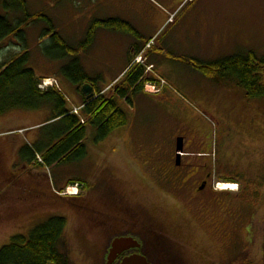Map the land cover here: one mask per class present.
Here are the masks:
<instances>
[{"label": "rangeland", "instance_id": "rangeland-1", "mask_svg": "<svg viewBox=\"0 0 264 264\" xmlns=\"http://www.w3.org/2000/svg\"><path fill=\"white\" fill-rule=\"evenodd\" d=\"M13 1L6 0L9 2L8 5ZM27 1H29V11L42 12L46 18L51 19L56 31L67 43L74 48L77 47L73 42L82 40L84 34L77 30V24L75 29L68 28V22L71 19L67 6L69 3L73 4V1V5L78 6V0H63L61 3H58L59 0ZM95 3L88 0L84 4ZM208 5H214L213 14L218 20L223 17L231 33L227 50L219 56L218 53L211 52L212 59L220 56L223 58L228 56L227 59L245 58L251 52L257 54L260 59L264 58V0H187L180 8L178 22L181 19H188L190 15H202L201 11ZM9 11L14 10L9 9ZM75 12H79V9ZM6 15L5 13L4 16ZM14 17L11 16V18ZM133 18L135 21H140L139 18L136 19V15ZM114 20L126 23V26L120 30L126 31L134 38L136 36L133 35H139L136 26L129 20L117 18ZM173 23L172 20L171 28L174 27ZM34 27L28 32L30 38L26 43L32 56L28 66L34 69L38 76L55 78L60 84L62 94H65L69 100L74 88L76 90L82 88L75 85L76 82L63 73L64 68L70 64L74 56L64 58V55L59 53L60 49L57 48L51 51L50 38L41 41L43 35L50 29L48 22L39 21ZM171 28L159 36L165 41L170 40ZM31 32L34 33L33 38ZM39 42H41L40 45ZM175 42L177 44L173 50L175 56L173 59L176 60L162 62L161 71L169 81L165 90L163 115L158 112L159 106L151 102L143 112H139L136 118L130 117L131 122L120 131V134L133 133V136L122 139L119 136L120 139H116L117 132L112 131L107 139L99 144L95 143L96 132L89 129L86 138L88 154L82 161L55 165L51 168L46 166L40 168L41 164L34 163L24 167L18 148L25 147L26 143L35 142L33 138L44 137L45 130L42 125L49 123L51 113L48 110L33 112L18 109L5 114L6 117L12 116L10 128L21 131L15 133L9 129L11 131L9 134L0 137V250L8 246L13 238L17 236L28 238L35 229L52 218H62L66 222V229L58 250L66 264H105L107 250L112 240L127 232H135L137 238L143 240L146 255L153 260L165 262L168 256V259L182 260V264L201 263L202 259L223 262L228 260L230 251L225 249L218 239L219 233L214 232L215 226L212 225L211 229L204 227L197 230V224H194V219L190 211L188 212L190 200L204 201L213 196L219 200L217 206L203 204L202 211L212 217L210 221L214 219V222H217L219 230L244 225L245 228H251L250 245L244 248L241 255L245 259L261 258L264 240V224H262L264 218V186L262 185L264 183V130H261L262 135L259 139L256 136V130L258 127L264 128V114H262L263 118L259 117L258 111L259 106L264 111V97L248 98L247 104L243 102L240 92L230 91L233 83L230 82L227 86L214 82L211 84V78L203 75L196 64L192 65L196 63L194 59L188 60V58L181 61V57L189 56L188 52L191 56L201 53L199 38L189 35ZM20 49L21 43L17 41L6 43V45L0 44V60L8 61L9 57L19 53ZM108 54L110 58L115 53L109 50ZM160 57L164 58L163 55ZM81 58L83 61L93 58V73L90 78L97 83L109 78L106 76L109 72L116 74L118 71L114 65L117 59L103 61L102 57L98 58L92 53L87 59L82 55ZM126 61L127 59H123L122 63ZM231 79L237 82L235 77ZM147 91L153 94L151 87H147ZM13 103H9L8 106L12 107ZM142 104L143 102L140 103ZM232 109H238L241 112L239 119L233 120V123L236 128L238 126L243 129L242 133L239 130L236 131L231 124L232 113L229 110ZM171 111L182 118H185V114L194 115V118L205 126L203 148L199 151L186 152L191 155L195 153L210 155L208 158L199 160H193L195 157H187L188 160L184 158L186 163L191 161L194 165L207 164L210 170L215 168L217 175H220L222 170L214 163L218 160L221 164L227 153V164L233 168L225 174L236 180L241 178V175L237 174L235 169L244 170L250 174V179L254 181L247 180L248 175L245 178L250 187L248 196L257 195V199L262 201L256 208L254 217L255 209L251 203L243 204V201H256L255 198H240L238 199L240 204L234 202L232 198V203L228 205L226 199L242 195V189L240 194H236L231 190L229 192L221 190L222 187H219L217 192L213 187V189H201L202 194H196L194 187L199 184L196 182V185L186 194L187 196L182 198L179 188L181 183L177 179L178 173L172 170L169 172L171 174L167 175L164 172V169H170L168 166L171 165V161L167 151L175 143L174 133L167 131L161 137L159 136V129L164 130L163 125H158L161 122L160 117H166ZM242 113L245 114L244 117ZM145 120L147 124H144ZM38 124L39 126H36ZM144 127L147 132L144 131ZM137 134L147 137V141L136 139ZM241 135H244L246 139ZM225 137L231 138V151H224V143L228 140ZM141 141L151 142V149L159 154V159L151 165L150 172L144 170L147 166L146 161L142 165L138 163V158L145 156L144 151H138L139 146L144 145ZM162 160L168 166H163ZM197 176L195 174L193 178L196 179ZM75 185H78L77 189L67 191L69 187ZM220 191L226 192L222 195ZM76 193H78L77 198L71 199L70 195ZM241 204L243 208L240 207ZM230 205H233L232 208ZM130 210L134 212L133 216L129 215ZM121 219L124 222H120ZM239 234L243 242L249 237L241 231ZM159 235L161 240L158 238ZM151 239L155 241V245L148 247ZM203 251L207 252L202 257L199 253Z\"/></svg>", "mask_w": 264, "mask_h": 264}, {"label": "trees", "instance_id": "trees-1", "mask_svg": "<svg viewBox=\"0 0 264 264\" xmlns=\"http://www.w3.org/2000/svg\"><path fill=\"white\" fill-rule=\"evenodd\" d=\"M62 1L59 0L58 3ZM8 3L6 0H0V44L6 45L17 41L21 43V49L16 55L9 57L8 61L0 60V116L18 109L33 112L48 110L51 113L49 118L51 124L43 128L44 137L23 146L19 152L20 159L26 164L34 162L37 164L36 155H40L42 165L46 167L82 161L88 154L86 138L89 129L96 132L95 143L99 144L106 140L112 131L127 126L129 114L121 102L126 100V104L132 105V98L142 92L145 68L137 66L129 69L108 96L99 95L93 100H84L81 115L77 116L72 114L62 89L53 88L48 91L39 89L38 85L45 76L36 75V71L28 66L32 59L31 51L26 47L30 38L28 32L32 27L35 28L37 22L42 20L48 22L50 29L43 35L41 41L50 38L51 51L57 48L64 58L74 56L63 73L79 87L85 83L94 86L95 81L83 70L80 55L92 45L89 38H92L96 30L99 28L120 30L126 23L114 19L94 21L87 34L88 38L74 48L56 31L51 19L46 18L39 10H28L29 1L14 0L10 5ZM15 15L17 16L14 17ZM30 34L33 38L34 33ZM196 65L200 72L209 77L232 75L243 87L249 99L264 97V58L260 59L254 52L245 58L233 57L215 63ZM97 93L101 94L100 91ZM9 103H13L12 107L8 106ZM65 229L64 219L52 218L35 229L28 238L23 236L13 238L8 246L0 250V264H66L58 250Z\"/></svg>", "mask_w": 264, "mask_h": 264}, {"label": "crops", "instance_id": "crops-1", "mask_svg": "<svg viewBox=\"0 0 264 264\" xmlns=\"http://www.w3.org/2000/svg\"><path fill=\"white\" fill-rule=\"evenodd\" d=\"M88 0H78V6H74L73 4L69 3L67 6L68 11L70 13V21L68 22V28L75 29L77 24V30L82 31L83 39L73 42L74 44L78 45L83 40L85 41L88 37L87 34L89 33L90 27L94 21H105L107 19H122L131 22L133 25L136 26L138 29L139 37L134 38L131 35L127 34L126 31L122 30H111L107 28H99L96 30L92 38L89 39L92 40V45L90 46L87 51L82 52V56L87 59L88 56L92 54L96 55V57L101 58V60L105 59H117L114 62V65L117 67L118 71L116 74L109 72L106 76V80L103 82L95 83L94 91H107L109 87H111L114 83H116L118 80L121 79V77L124 75V73L129 69L131 61L136 59L139 54H137L139 51L143 49V47L151 41L152 39H156L157 43L156 46L150 51L148 55V62L149 66L152 67V69H155L154 76H158L161 79L165 80L168 85L169 81L165 74L161 71L163 68V60H176L173 59L174 53L173 50L175 49V45L177 44L176 41L186 38V36H195L196 38H199L201 43V55H197L196 53L191 56L188 52V57L182 58L181 61H184L186 59L192 60L194 59L196 63L192 64H210L215 63L218 61H222L224 59H227L228 56L212 59L211 55L213 53H218V56L220 53L226 51V47L230 43V36L231 33L229 31V27L227 24L224 23L223 17H220L218 20L213 12L214 5H208L201 11L202 15H190L188 19L186 20H180L178 22L177 19H179L180 14V8L184 5V3L187 0H90L95 1V4H84ZM84 4V5H83ZM87 5V6H86ZM95 5V6H93ZM85 6L82 10V7ZM78 7V8H76ZM76 9H79V12H75ZM170 9V10H169ZM135 11V12H134ZM184 11V10H183ZM182 11V12H183ZM181 12V13H182ZM136 13V14H135ZM176 18H172L173 15H177ZM136 15V19L139 18L140 21H135L133 16ZM170 19H173L174 27L171 28L170 23L172 22ZM168 26V27H167ZM171 28L170 33V40L165 41L159 36L160 34L167 29ZM120 31V32H117ZM141 49V50H139ZM111 50L114 55L108 57V51ZM138 51V52H137ZM163 55L164 58H161L160 56ZM81 56V55H80ZM194 57V58H192ZM82 59V58H81ZM123 59H127L125 63H122ZM92 59L90 60H82V66L83 70L91 76L93 73L92 68ZM200 61V62H199ZM184 63V62H182ZM202 73V72H201ZM203 74V73H202ZM204 75V74H203ZM150 75L148 74V77ZM156 76V77H157ZM48 77V76H46ZM157 77V78H158ZM233 77L232 75H226L225 77H210L211 78V84L214 82L215 84H220L222 86H227L230 82L233 83L232 87L230 88V91L237 90L242 95V100L244 103L248 104V98L246 97V92L243 89L242 86L238 83V81H234L231 79ZM159 79V78H158ZM80 90V89H79ZM165 90L162 91L159 95H150L146 93L144 90L138 95L132 98V105L126 104V100H123L121 102L122 107H125L128 110L129 114V122H131V118H136L140 111H144L145 107L149 106V103L155 102V105H158V112L160 115H163V109L165 107ZM77 90L74 88L73 92L71 93V98L69 97V100L71 102V108L74 106H82L83 101L85 100L84 96L81 92H77ZM143 102L142 105L140 103ZM257 109V107H255ZM147 111V108L145 112ZM259 117H262V114H264V111L260 109L259 106ZM230 113H232L231 117V124L235 127L236 131H240L242 133L243 129L241 127L236 128V126L233 123V120H238L240 117L241 112L238 109H232L229 110ZM242 116L244 117L245 114L242 113ZM11 117H6L5 115L0 116V137L6 136L11 131L13 132H19L21 130L14 128L11 129ZM161 122L158 125H163V129H159V136L161 137L165 132L169 131L170 133H174L173 138H175V143L172 146H176L180 140L179 137L181 135L183 129V121L185 119L193 120L194 115L185 114V118H182L180 116H176L171 111L166 117H160ZM196 120V119H195ZM198 121V120H197ZM201 123L200 121H198ZM148 122L145 120L144 124H147ZM127 124V125H128ZM178 125L179 131H174V126ZM202 124V123H201ZM240 124L242 122L240 121ZM39 125V124H38ZM36 125V126H38ZM32 126V127H36ZM30 127V128H32ZM126 127V126H125ZM116 129L114 132H117V135L115 136L116 139H121L128 136H133V133H125L120 134L121 129ZM147 128V126H146ZM144 127V131L147 132V129ZM11 131H10V130ZM261 130H264V128L258 127L256 130V136H258V139L261 137L262 132ZM224 132V131H223ZM183 134V132H182ZM120 136V137H119ZM243 138H246L244 135H241ZM37 137V136H36ZM37 139V138H35ZM34 138L33 140L36 141ZM136 139L147 141V137L144 135H136ZM182 141H184V138H182ZM189 143V148L194 151H199L200 148H197L193 146L194 142H192L191 139L187 140ZM33 142V141H32ZM142 142V141H141ZM153 143V142H152ZM144 145L139 146L138 151H150L152 148L151 142H142ZM197 144V143H196ZM20 148V147H19ZM213 151V150H212ZM200 155H209L205 153H200ZM191 162V161H190ZM25 164V163H24ZM25 166V165H24ZM29 166V165H28ZM263 168V167H262Z\"/></svg>", "mask_w": 264, "mask_h": 264}, {"label": "flooded vegetation", "instance_id": "flooded-vegetation-1", "mask_svg": "<svg viewBox=\"0 0 264 264\" xmlns=\"http://www.w3.org/2000/svg\"><path fill=\"white\" fill-rule=\"evenodd\" d=\"M183 129L180 127V129L182 130L181 135L179 137L184 138L183 141V151H184V155L181 157V159L179 160V162H177V158H176V148L177 147H171L167 152L170 156V161H171V165L168 166L167 164L164 163V161L162 160V165H167L170 169L165 170L164 172L167 175H170L171 173H169L170 171L173 170V172H177L178 173V178L175 176V178H177L179 180V182L181 183L179 186L180 188V193L182 194V198H184L185 196H187L186 194H188L189 190L192 189V187L194 185H196V182L199 183L197 186H195L194 188H196L195 192L196 194H202L201 189H208L211 188L213 189V187H216L217 185L221 182V180L216 179L213 177L212 174V169L210 170L207 164H198V165H194L193 162H189L186 163L185 160H188L187 157L193 158V160H199L202 159V156H199V153H195V154H189L186 151H194L191 150V148H189V143L187 140L191 139L192 142H194V144H192L193 146L197 147V148H203V146L205 145V126L201 123H199L197 120L193 119V120H189V119H185L183 122ZM174 131H179L178 125L176 124L174 126ZM243 138V137H242ZM197 143V144H196ZM225 151H230L229 148H225ZM191 155V156H189ZM184 158H186L184 160ZM159 159V154H157L154 150L149 151L148 152V160H147V166L152 165V163L154 161H157ZM178 165V166H177ZM146 166V167H147ZM179 169V170H178ZM146 171V169H145ZM197 174L198 176L196 177V179H194V175ZM222 175H225V171H221ZM180 177V178H179ZM231 181V180H230ZM233 182V181H232ZM240 188L239 190L242 189V195H237L235 197H229L226 200H228V205L231 204L232 202V198H234V202H239L238 199H248V198H255L256 201H251V202H245L243 201V204L246 203H251L252 207L255 209L253 211V217L256 213V208L258 206H260V203H262L261 199L259 201V199H257V195H253V196H248V194H250L249 188L248 187V182L247 180L243 179L242 181H240ZM263 185V184H262ZM262 185H260L262 187ZM215 190L213 192H215ZM217 192H219L217 190ZM241 193V191L239 192V194ZM252 193V192H251ZM223 195V194H222ZM197 197L201 198L199 195H196ZM219 200L215 199V197L211 196L210 198H206L204 201H195V200H190V204L188 205V212L191 214L192 218L194 219V224L196 225V229H203L204 227H209L210 229L212 228V225L215 226L214 232L215 233H219V240L223 243L225 249H229V255H228V260L223 261V262H217V261H213V260H209V259H202L203 261L201 263L204 264H264V240L262 242V255L260 259H245L242 257V253L244 252V248L250 245V236L252 233V229L251 228H245L244 226L242 227H238V228H224V229H218L217 228V222H214V219H211L210 221V217L208 215V213H205L204 211H202V205L205 204L207 206H217ZM187 204V202H186ZM243 204L240 205V207L242 206L243 208ZM233 205H230V208H232ZM263 209V206H262ZM261 209V210H262ZM120 210L122 211V207L120 208ZM133 210V209H132ZM122 214V213H121ZM237 214V213H236ZM260 214V212H259ZM258 214V215H259ZM129 215L133 216L134 212L130 210ZM122 217H124V215H122ZM232 218H234L233 216H231ZM237 217H239V215L237 214ZM235 219V218H234ZM245 219V218H244ZM243 219V220H244ZM124 222L123 219L120 220V222ZM240 222L243 223L242 220H240ZM261 223V221H260ZM262 224H264V218H263V222ZM138 227V226H136ZM139 228V227H138ZM243 232L249 235L248 238L244 239L245 241L243 242L239 232ZM161 235V234H160ZM160 235L158 236L159 240H161ZM117 238H121V239H134L137 243V247L136 245L132 248H130V250H128V253L123 254L118 260H116L114 262V264H122L124 259L126 257L132 256V255H139V256H143L148 260L149 264H182V260H176V259H165L166 261L161 262L158 260H153L152 258H150L149 256L146 255V250H145V246L143 245V240L140 238H137L136 233H130L127 232L122 236H118L115 237L112 242L117 239ZM150 239V238H148ZM169 239V238H168ZM241 240V241H240ZM163 242V241H162ZM152 244L155 245V241L153 239L149 240V245L148 247L152 246ZM112 245V243H111ZM111 245L109 247V249L107 250V256L109 254V251L111 249ZM154 249V248H153ZM157 250V249H155ZM159 251L161 252V250L159 249ZM207 251H203L202 253H199L200 255H202V257L206 254ZM159 262V263H158ZM201 263H195L193 262L192 264H201Z\"/></svg>", "mask_w": 264, "mask_h": 264}, {"label": "water", "instance_id": "water-1", "mask_svg": "<svg viewBox=\"0 0 264 264\" xmlns=\"http://www.w3.org/2000/svg\"><path fill=\"white\" fill-rule=\"evenodd\" d=\"M83 93L85 96H87V99H90L93 97V89L87 85L83 88ZM180 143V142H179ZM178 150H182L181 145L179 144ZM136 244V243H135ZM134 242L132 240H116L114 241L112 245V249L110 251L108 262L107 264H113V262L125 251L128 250L131 247L135 246ZM53 264V263H49ZM123 264H148L146 259L140 257V256H133L130 258L125 259Z\"/></svg>", "mask_w": 264, "mask_h": 264}, {"label": "bare ground", "instance_id": "bare-ground-1", "mask_svg": "<svg viewBox=\"0 0 264 264\" xmlns=\"http://www.w3.org/2000/svg\"><path fill=\"white\" fill-rule=\"evenodd\" d=\"M219 187H222L221 190H225V189H224V188H225L224 186H219ZM226 187H227V186H226Z\"/></svg>", "mask_w": 264, "mask_h": 264}]
</instances>
